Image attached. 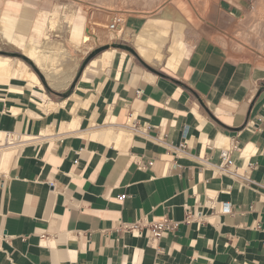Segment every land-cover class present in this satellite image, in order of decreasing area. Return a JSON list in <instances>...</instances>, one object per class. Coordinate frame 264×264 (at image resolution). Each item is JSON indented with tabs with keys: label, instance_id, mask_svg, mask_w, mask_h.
Here are the masks:
<instances>
[{
	"label": "crops",
	"instance_id": "crops-1",
	"mask_svg": "<svg viewBox=\"0 0 264 264\" xmlns=\"http://www.w3.org/2000/svg\"><path fill=\"white\" fill-rule=\"evenodd\" d=\"M249 2L217 0V6L236 17ZM6 6L7 24L16 28L14 8L22 5ZM41 13L48 19L47 10ZM45 27L35 28L38 37ZM205 41L210 50L200 44L191 49L184 65L170 70L180 72L176 77L136 79L139 69L130 78L128 61L117 86L102 94L98 84L106 75L102 81L97 73V84L82 86L95 102L74 115L81 128L71 133L40 136L51 123L70 122L67 109L42 113L29 100L16 119L9 115L16 103L1 94L0 129L15 133L26 117L23 132L37 140L23 145L10 170H0V264H264L263 69L234 64ZM36 96L43 100L40 92ZM112 102L115 122L107 120ZM132 111L137 120L130 128L124 124ZM94 126L136 135L116 147L99 137V129L89 131ZM233 139L239 176L220 175V148ZM209 198L230 204L231 213L218 214L207 206ZM186 209L207 222L185 223ZM164 219L177 227L154 244L146 229L134 236L118 226Z\"/></svg>",
	"mask_w": 264,
	"mask_h": 264
},
{
	"label": "bare ground",
	"instance_id": "bare-ground-1",
	"mask_svg": "<svg viewBox=\"0 0 264 264\" xmlns=\"http://www.w3.org/2000/svg\"><path fill=\"white\" fill-rule=\"evenodd\" d=\"M96 1L103 3L108 7H111L113 3L118 2L124 7V9L126 8V13H135L136 17L131 18L128 23L127 19L126 21H122L116 29H108V31L104 32V30L93 28L89 29V34H86L84 31L86 28L84 24L75 25L74 23L75 14L77 11H80L81 5L79 3H74L72 0L67 1V4L64 2L66 5H59L57 3V5L55 4L51 10H47L49 16L41 38L42 43L28 42L24 48L20 50L21 55L31 62L33 66H35L34 68L42 71L49 78L55 75L60 68L62 72H65L67 68H70L69 65H73V63H75V58L71 54L73 51H68V48H66L67 46H64L66 43L63 45L60 41L51 39L49 34V31L51 32L50 29L54 28L58 23H61L59 21L61 16L65 19V23L67 22V26H69L67 30L68 33H72L77 36L81 35L80 37L83 38V45L80 47V50L84 55L87 54L86 50L89 49L88 46H90L91 43L98 44L99 42L106 41L107 43H103L106 46H109L113 44L111 43L112 40L122 38L124 42L129 43V47L139 59L150 67H157L156 69H158V65H162L161 67L175 71L179 65H184L183 62L188 55V47L193 49L199 44L202 38H206L202 36L203 33H198L196 30L198 23L194 21L192 13H189L190 10L189 12L187 10H182L184 7H182L181 10L177 7L162 8L165 4L162 3V0ZM168 2L169 1H167V3ZM207 2L208 1H206V3ZM170 3H172V1H170ZM195 4L198 7L197 1ZM168 5L170 6L169 3ZM126 16H128V14ZM113 19L117 21V18H112V20ZM95 23L101 27L103 26V24L99 22ZM125 23H127V25H125ZM58 27L60 28L61 26ZM202 27L204 26L202 25ZM212 31L213 30H211V32ZM206 33V35H208V32ZM233 34L235 36V40L232 42L230 41L229 43L222 37V35L221 37L216 36L214 39L216 46H218L219 50H222V52L226 49V47H229L231 50V56L228 57L230 62L235 64L236 61H238L236 60L235 54L244 53L247 51V46H252L255 52H258L257 54L259 56H257V59H262L264 61V0H254L252 9L245 12L243 17L236 23ZM105 35L106 38L102 40ZM100 45L102 46V44H99V46ZM130 59H133L132 54L110 46L107 50L99 53L95 58L89 61L82 72L74 93L67 99H63L61 102H54L45 93L37 74L33 72L25 61L0 56V88L8 91L9 99L13 100L16 103V106L25 105L29 100H31V102L35 103L43 111L42 113L51 112L55 108H64L71 112L72 119L70 122L66 124L60 123L59 121L51 123L50 125L45 126V128L41 131L40 136H44L45 138V135H52L54 132H58V134L62 132L63 134L64 131L71 133L76 130H80L81 128L80 119L74 116L75 114L79 115L78 107L89 110L96 99V97H92L91 99L84 98L82 85L91 81H95L97 84L98 82L97 79H95V75L97 73H104L106 75L105 81L98 84L100 92L104 94L108 89L110 90L113 86H117L115 81L120 74L121 67L124 68L123 66L126 65V62ZM154 64H157V66ZM74 65L75 68L78 66L77 63ZM62 68H65L66 70ZM141 75L148 78H157L155 74L145 69L141 70V73L136 76V79H140ZM132 77L133 75L130 74V78ZM70 81H67L65 85H58L57 83H52V85L57 89H62L67 87ZM39 92L41 93L43 100H39L35 97V95ZM0 99H2L1 94ZM71 103L73 104L72 107ZM115 105V102H113L110 110L108 111V121L115 122L117 115ZM29 115L37 119L41 118V116L34 113H29ZM12 117L16 119L21 118L20 116ZM136 120V112H133V114L127 118L124 126L132 128L134 127ZM25 124L26 117L22 122L21 127H18L17 130L14 128L16 130L15 133L6 132L5 130L0 129L1 171L10 170V167L14 166L12 163L15 162V157L20 154L19 152L25 143L32 142L31 140H33V142L37 140L34 135H29L26 134V132H23ZM97 133L99 134V137L105 140L106 143L114 142L116 147L121 146L122 148L130 142L133 136L136 135L132 130L124 127L103 128L99 129ZM58 140L59 138L57 141ZM18 141L20 144H17ZM38 142L35 143L38 144ZM224 146L225 148L229 146L228 140H225Z\"/></svg>",
	"mask_w": 264,
	"mask_h": 264
},
{
	"label": "rangeland",
	"instance_id": "rangeland-1",
	"mask_svg": "<svg viewBox=\"0 0 264 264\" xmlns=\"http://www.w3.org/2000/svg\"><path fill=\"white\" fill-rule=\"evenodd\" d=\"M9 1H13L18 6L22 5L21 7L19 6L18 8H14L15 9L14 11L17 12V14H19L20 20H19L17 27L16 28L13 27L11 29L9 28V26L7 24L8 20H7V18H5L4 13H3L7 7L6 4ZM67 1H70V0H67ZM67 1H65V0H0V56L10 57L13 59H20V60L25 61L29 65V67L33 70V72L37 74L38 78L40 79V81L42 83V86H43L45 93L49 96V98L52 101H54V102L60 101L61 102L63 99L67 98L72 92H74L76 85H77V83H78V81L82 75V72H83L84 68L86 67V65L89 63V61H91L93 58H95L96 55H98L99 53L107 50L110 46L132 54L133 59L129 60V61H131V63L129 64V67H128L129 74L135 73L139 69H141V70L145 69V70L155 74L157 76L156 80H158V79H169L171 76L176 77L179 75L180 72L176 75L172 74L170 72V69L165 68V67H161L162 65H158V69H156L157 67H154V66H152V67L148 66L141 59H139L135 55V53H133V51L131 52V48L129 47V43L124 42V40L122 38L112 40L111 43H113V44L109 45V46H106L104 44V43H107L106 41L105 42L104 41L99 42L98 44H92L91 43L90 46H88L89 49L86 50L87 54L84 55L83 52L81 53V50H80L81 49L80 47L83 45V43H82L83 38L80 37L81 35L77 36V35H74L72 33H68L67 30H68L69 26H67V22L65 23V19L61 16V18L59 20L61 23L57 24L58 26H61V27L59 28L56 25L58 27V29L56 26L54 28L50 29L51 30V32L49 31L50 38L53 40L60 41L63 45L66 43L64 46L65 47L67 46L66 48H68V51L69 50H70V52L73 51V52H71V54L75 58V63H73V65H69L70 68L66 67L67 70L65 68H62L64 70H66L65 72H62L61 68H60V70L56 72L57 75L55 74L50 78L47 77L45 73H43L42 71H39L37 68H34L35 66H33V64L31 62H29L25 57H23L21 55L20 48L23 45L27 44L30 40H34L36 42L42 43L41 42L42 39L37 36L36 31H35V28L37 26H39V24L43 25V27L46 26L47 15L44 13H41V11L45 12L46 10H51L55 6V4L57 5V3L59 5H66ZM72 1L74 3H79L81 5L80 11H77V13L75 14V19H74L75 25L76 24H84L85 27L88 29L94 28V29L104 30V32H106V31H108V26H109L112 18L119 19L120 23H122V21H124V20L126 21V19H127V23H128L131 18L136 17L135 13H126L127 12L126 8L124 9V7L121 4H119L118 2L113 3L111 6L112 8H111V7H108V6L104 5L103 3L98 2L96 0H83V1L82 0L81 1L80 0H72ZM167 1H169L168 3L170 4V6L168 5ZM170 1H172V3H170ZM193 1L194 0H162V3L163 4L165 3L162 6V8H164V7H170V8L171 7H177L178 9L181 10L182 7H184V9H182V10H187L188 12L190 10L189 13H192L194 21L196 23H198L196 30L200 34L203 33L202 36L206 37V38H202L199 42V44L203 45V46H207V42L204 39H209V41L213 42L214 45L216 46L214 39L216 38V36L221 37V35L228 43L230 41L231 42L234 41L235 36L233 34V31H234V27H235L236 23L243 17L245 12H248L252 9V5L254 2V0H250L249 5L247 7V10L242 14V16L232 17V16H228V15H225L224 13L219 12V9L217 6V0H206L209 3L208 2L206 3L205 0H203V1L202 0H196L198 7L195 4L196 1H194V2ZM52 3H54V4H52ZM184 4L188 5V6H185ZM201 6H202V8H201ZM107 8H109V9H107ZM200 13H205V14H200ZM206 13H207V15H206ZM127 14H128V16H126ZM122 16H126V17H122ZM27 18H29V19H27ZM95 22H99V23L103 24L102 27H104V28L97 25ZM127 23H125V25H127ZM1 25L3 27H5L4 30L1 29ZM202 25L204 27H202ZM205 25H206V27H205ZM199 27H200V29H199ZM211 30H213V31L211 32ZM206 32H208V35H206L207 34ZM209 32H211V33H209ZM83 35H84V33H83ZM104 38H106V35H105V37L103 36L102 40H104ZM99 44H102V46L101 45L99 46ZM188 48H189L188 49V55H189V51H191L192 48H190V47H188ZM246 48H247L248 52L245 51L244 53L235 54L236 60H238V61H236L235 64L243 63V64H248L251 67H254L255 69H259V70L263 69L261 71H263V74H264V61L262 59H257V56H259L257 54L258 52H255V50L252 46H247ZM207 49L210 50L209 47ZM216 49L219 50L218 46H216ZM219 51L222 52V50H219ZM223 52L225 53V55L227 57L231 56V50L229 49V47H226V49ZM76 63L78 66L75 68L74 64H76ZM154 65L157 66V64H154ZM159 66H160V68H159ZM74 69H75V71H74ZM80 71H81V73H80ZM123 74L125 76L127 75L125 72H123ZM100 76H102V81H103V79L105 78L104 77L105 74L101 73L99 75V77ZM98 78H95V79H98ZM67 81H70L68 86L65 88H62V89H57L52 85V83H55V84L57 83L58 85H65V83ZM85 84H83V85H85ZM91 84L92 83H89L88 85H86L85 88H88L87 86H90ZM0 94L4 95L6 98L9 97L8 91H5L4 89H1V88H0ZM85 96H86V93L84 91L83 97L86 98ZM35 97H37L39 99L38 96L35 95ZM112 104H113V102H112ZM23 107H24V105H18V106L13 107L11 109V112L9 113V115L15 116V117L21 116ZM81 109H82V107H78V111ZM106 123H108V121ZM104 127L108 128L107 126H104ZM92 128L93 129H91L89 131L101 129V128H103V126H101V127L94 126ZM19 141L17 144H20Z\"/></svg>",
	"mask_w": 264,
	"mask_h": 264
},
{
	"label": "built area",
	"instance_id": "built-area-1",
	"mask_svg": "<svg viewBox=\"0 0 264 264\" xmlns=\"http://www.w3.org/2000/svg\"><path fill=\"white\" fill-rule=\"evenodd\" d=\"M120 24V20L117 19L115 21L114 19L111 20L109 24L110 30L116 29V27ZM135 127V126H134ZM232 152H239V146L237 145V142L233 139L230 141L229 146L227 148H220L219 153V164L216 166V171L220 175L229 176V177H237L238 169L234 165V162L231 158ZM152 163L149 162L148 165H151ZM250 165L246 166L245 172H247V168H249ZM125 198L124 195H121L118 198V201H123ZM209 203L207 206L217 211L218 214H230L231 213V206L228 203H215L212 199L209 198ZM198 222L199 224H203L207 222V219L202 214L192 215L189 211V209L185 210V218L184 222ZM120 223V222H119ZM120 230H127L134 236H139L141 234V230L144 228L148 232V242L150 244L156 243L161 235L164 232L170 231L172 229H175L177 227V224L171 222L168 219H164L160 222H154L150 224H143L142 220H137L136 222L132 224H119Z\"/></svg>",
	"mask_w": 264,
	"mask_h": 264
},
{
	"label": "water",
	"instance_id": "water-1",
	"mask_svg": "<svg viewBox=\"0 0 264 264\" xmlns=\"http://www.w3.org/2000/svg\"><path fill=\"white\" fill-rule=\"evenodd\" d=\"M84 31H85L86 34H89V33H90L88 28H85ZM131 52H132V50H131ZM133 53H134V52H133ZM80 73H81V71H80Z\"/></svg>",
	"mask_w": 264,
	"mask_h": 264
}]
</instances>
